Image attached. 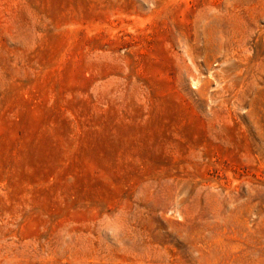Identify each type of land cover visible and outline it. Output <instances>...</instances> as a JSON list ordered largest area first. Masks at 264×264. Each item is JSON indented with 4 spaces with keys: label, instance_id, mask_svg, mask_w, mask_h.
<instances>
[{
    "label": "rangeland",
    "instance_id": "1",
    "mask_svg": "<svg viewBox=\"0 0 264 264\" xmlns=\"http://www.w3.org/2000/svg\"><path fill=\"white\" fill-rule=\"evenodd\" d=\"M0 264H264V0H0Z\"/></svg>",
    "mask_w": 264,
    "mask_h": 264
}]
</instances>
